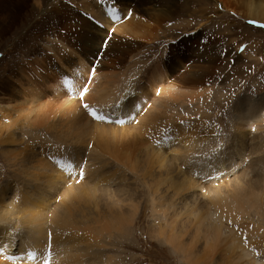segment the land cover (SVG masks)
I'll list each match as a JSON object with an SVG mask.
<instances>
[{"label":"rangeland","instance_id":"obj_1","mask_svg":"<svg viewBox=\"0 0 264 264\" xmlns=\"http://www.w3.org/2000/svg\"><path fill=\"white\" fill-rule=\"evenodd\" d=\"M57 1L44 0L38 8L33 3L34 0H31L24 12V23L10 34L0 36V138L4 140L0 143V193L4 188L7 189V195L2 202L0 201V214L4 215L0 225L4 224V221L11 220V234L17 232L14 228L19 207L16 200L9 195L19 191L16 184L35 193L41 185V179L36 175L34 165L47 161L53 169L51 161L54 160V155L50 159L46 151L50 150L54 143L46 141L50 129L46 131L44 126H55L53 122L61 126L70 120L73 113L78 114L83 120L89 119L87 115L92 112L91 109H95L89 107L94 96L111 89L114 93H118L122 79L134 78L133 93L137 94L132 97L135 102L129 101L120 113V115L125 114V117L119 121L114 120L117 123L115 127H121L122 133L130 132L135 136L148 121V113L155 110V112H163L161 119L166 116H177L183 118L181 119L183 121H192L191 127L193 124L194 126L196 123L200 124L197 126L198 137L201 136L200 138L204 140L200 144L201 148L206 144L212 147L208 148L207 154H211L215 147L228 144L235 132L233 126L238 123H241V131L246 138L257 136L264 139V24L237 17L232 12H225L214 0H205L210 6L208 10L199 8V5H193L187 12L176 13L171 19L152 13L148 8L151 6L150 3L139 5L137 0H112L109 4L112 6L114 16H110L111 21L107 22L103 19L104 15L95 11L94 6L89 5L91 9H85L80 3L81 0H64V2L59 0L60 4L64 3L68 7L65 11L54 12ZM89 2L100 6L106 1L91 0ZM125 13H128L127 16ZM115 14H119V18H123L124 21L118 18L115 20ZM138 15H140L139 18ZM128 16L131 19L137 17L131 25L134 30L143 31L145 40L139 39V42L137 38L116 32L115 27L122 25L121 22L126 23L125 25L130 22L131 19ZM113 24L116 25L114 29H112ZM43 25L47 28L42 30ZM125 25L123 28L126 27ZM49 28L51 30H48ZM201 54L207 58V62L212 63L213 70L215 68L208 88L203 90L202 94H196L192 100L186 95L181 99L166 97L167 93H162L163 89L174 85L185 88L183 85L185 80L194 77L200 71L198 66L200 64L196 63V60ZM90 67L95 69V73L93 77L91 75L90 82L88 77L85 85L87 95L82 96L84 106H88L86 108L88 114H86L84 109L79 107L76 98L65 99V96L52 94L51 91L61 84L58 73H64V75H68L67 72L80 73L84 76ZM155 67L159 69L158 72L162 76L154 80L152 75ZM129 75L132 78L128 77ZM28 80L32 81L38 90L32 89L27 83ZM192 81H199V79ZM194 87L191 89H195ZM191 89L189 92L193 91ZM38 93H41L40 98ZM38 98L45 103L40 107L44 113L34 111ZM239 99L242 101L250 99L249 101L254 105L253 107L246 105L247 110L244 112L251 118L245 121H240L237 116ZM28 112L38 113V116L30 114L28 119L24 120ZM105 113L107 118L115 115L111 109L109 113L108 111ZM38 118L41 119L36 121ZM12 122L16 127L23 126L22 129L13 132L15 142L7 137L8 131L3 126L5 123ZM26 123L30 125L40 123L44 128L39 126L26 128L27 125H23ZM104 123L107 127V123ZM204 126L209 130H206ZM203 128L207 134L204 133ZM172 130L176 131L174 133L177 137L180 136L177 133L180 132L179 126L173 127ZM22 133L25 135L22 136ZM31 133L38 137L37 141ZM85 138L86 141H90L87 149L95 147L100 151L99 156L103 162L98 165H105L103 167L105 171L114 169L121 171L123 169L121 165H127L125 157L131 158L136 153V141L131 136H125L121 141L122 147L116 153L115 159L111 158L112 154L104 152L96 142L93 143L89 135ZM181 141L180 139L179 143ZM177 142L178 140L173 143V147L178 146L175 145ZM26 145L32 148L28 147V151L24 152L23 148ZM40 145L42 147H39ZM198 148L200 146H196L195 150ZM201 148L198 149L199 152H202ZM4 150H8L9 153L5 155ZM42 151L43 153H40ZM263 153L264 147L261 148V154ZM253 156L250 157L253 158ZM60 163V167L54 166L53 169L54 176L58 179L55 182V189L48 191L49 208L63 201L60 195L65 188L70 187V184L81 185L86 181V168L85 170L82 168L83 164L75 171L78 163L73 169L75 176L71 174L72 178L67 173L68 180L64 181V167L68 164L61 161ZM126 176L129 178L128 182L134 184L132 187L136 188V184L139 183L135 176L129 171H126ZM69 178L73 182L69 181ZM135 192L139 209L131 231L123 239L115 236L98 237L99 244L88 249L90 251L96 249L99 252V258H96L93 264H188L182 253L172 249L162 238L153 236L156 232H152V228L158 225V221H155L151 214V203L145 201V187L139 186ZM199 192L200 189L189 191L194 194ZM10 208L13 210L10 211ZM45 210L48 212L47 208ZM81 233L84 237L88 235L79 231V234ZM0 241L4 242V239L0 237ZM2 242H0V261L3 260V254H6L7 259L25 254L23 252L25 243L24 245L15 239L13 247L9 250L8 245L4 246L6 243ZM43 250L40 254L43 255L45 252L46 257L49 247H44ZM40 254H34L32 261L28 260L30 264H44L45 260ZM213 256L210 264H219L220 255ZM28 257L30 256L26 258ZM107 259L110 260L107 261ZM64 264L90 263L81 262V260L79 263L78 258L74 260L68 258Z\"/></svg>","mask_w":264,"mask_h":264},{"label":"bare ground","instance_id":"obj_2","mask_svg":"<svg viewBox=\"0 0 264 264\" xmlns=\"http://www.w3.org/2000/svg\"><path fill=\"white\" fill-rule=\"evenodd\" d=\"M30 1L0 0V36L10 34L16 27L24 23V12ZM43 1L34 0L33 3L37 7H41ZM89 1L91 0H81L80 3L84 5L85 9H91L89 5L94 6L95 11L104 15L103 19L106 22L111 21L109 17L114 16V12L109 3L112 0H103L106 2L100 6L94 5V3L90 4ZM214 1L216 4L218 2L222 7L220 8L225 12H232L237 17L264 24V0ZM137 3L139 5L150 3L151 6L148 8L152 13L169 19L176 13L187 12L193 5H199V8L203 10L210 8L207 5L209 3L205 0H137ZM137 3L135 2L136 6H138ZM59 4L58 0L53 9L54 12L65 11L68 7L64 3H61L59 7ZM114 4L117 3L114 2ZM122 10L124 11V9ZM119 16V14H115V20L123 19ZM139 17L140 15H138ZM136 18H130L127 25L118 22L122 24L118 25V28L113 24L112 29L115 27L116 32L122 35L141 39V41L145 40L143 31L134 30L131 25V22ZM101 21L99 22L101 23ZM123 25L126 27L123 28ZM46 28V25L42 26V30ZM91 42L93 43L92 40ZM206 59L202 54L198 56L196 63L200 64L198 65L200 71L194 77L185 80V84H183L185 88L176 85L167 86L166 89H161L162 93H167L169 96H165L173 99H181L186 95L191 100L196 94H202L203 90L208 88L215 72V68L213 70L211 67L212 63L207 62ZM211 60H213L212 56ZM154 70L152 77L155 80L162 74L156 67ZM67 73L68 75L57 74L61 84L51 93L65 96V99L76 98L79 107L88 114L81 92L84 93V97L87 95L85 85L88 77H90L88 82L91 81L95 69L90 67L84 76H81L80 73ZM196 79L199 81H192ZM190 81L191 84H189ZM27 83L31 85L32 89H37L32 81L28 80ZM134 86V78L131 80L125 78L122 79L118 93H114L111 89L94 96L89 107L95 108L91 111H94L96 116L93 118L91 112L87 115L93 122L89 119L83 120L78 114L73 113L70 120L61 126L55 122H53L55 126H44L46 131L50 129L46 141L54 143L53 147L46 151L50 159L54 155V160L51 161L53 169L54 166L60 167V161L67 163L68 166L64 167L63 175L64 181H67V173L70 177H72L71 174L75 176L74 165L78 163L76 171L83 164L82 168L84 170L86 168V181L81 185L70 184V187L65 188L60 195L63 201L49 208L47 204L48 191L55 189V182L58 178L54 176V170L47 161L34 165L35 173L41 179V185L37 192L31 193L26 187L16 184L19 191L15 187L18 192L9 195L13 200H16L19 207L16 212V227L14 228V231L17 232L11 234V220H3L4 224L0 225V237L6 243L4 246L8 245V249L11 250L15 239L22 244L25 243L24 257L7 259L5 258L6 254H3L0 264H30L31 258H34L32 256L39 255L44 247H49L46 257L45 252L43 255L40 254L46 264H64L68 258L73 260L78 258L79 263L80 260L90 264L95 263L94 260L99 258V252L96 249L92 251L88 249L99 244L98 237L115 236L123 239L131 231L138 215L139 201L135 190L139 186L145 187V201L151 203V214L155 221H158V225L152 228V232H156V235L153 236L162 238L172 249L182 253L188 264H210L215 254L220 255L219 264H264V153L261 154L264 139L257 138V136L246 138L241 131V123H238L233 126L235 132L232 140L224 146L213 148V152L207 154L206 151L210 146L206 144L201 148L200 144L204 140L200 138L201 136L198 137L197 126L200 124L196 123L191 127L192 121L186 122L177 116H166L161 119L163 112H155V110L148 113V121L135 136L127 131V133H122L121 127H115L117 124L115 121L125 117V114L120 115V113L129 101H134L132 97L137 95L133 93ZM193 86L195 89H191ZM175 87L180 90L178 91ZM190 89L193 90L192 93L189 92ZM38 94L40 98L41 93ZM39 98L34 111L44 113L40 107L45 103ZM249 100L243 99V101L237 102L239 106L237 116L240 121L251 118L244 112L247 110L246 105L254 106ZM110 109L116 116L107 118L105 112L109 113ZM30 114L38 116V113L28 112L24 120H27ZM98 117H103V119ZM40 119L38 118L36 121ZM102 121L106 122L108 126L106 127ZM198 121L200 120L198 119ZM201 122L204 125L203 121ZM23 125H27L26 128H29L28 126L43 127L40 123ZM3 126L8 131L7 137L13 142L16 140L13 137V132L23 127H16L14 122L5 123ZM178 126L180 128V132H177L179 137L175 135L176 131L172 130L173 127L178 128ZM24 135L25 133H22V136ZM31 135L35 140L38 138L32 133ZM87 135L104 152L112 154L111 158L114 159L116 153L121 150V141L125 136H131L136 141V153L131 158L125 157L126 166L114 162L121 165L123 168L121 171H117V169L105 171L103 168L105 165H98L103 162L99 156L101 155L100 151L95 147L87 149L90 142L86 141ZM180 139L182 141L179 143ZM177 140L175 145L178 146L173 147V143ZM1 141L4 140L0 138V143ZM196 146H200L202 152L198 151L200 148L195 150ZM28 147L32 148L26 145L23 151L27 152ZM3 153L7 155L9 152L4 150ZM248 157H250L249 160H247ZM126 171L135 176L139 183L136 184V188L132 187L134 184L128 182ZM69 181H71L70 178ZM192 189H200V192L189 193ZM0 195L2 202L7 195V189L4 188ZM36 198L37 200H35ZM46 208L48 212H46ZM12 210L10 208V211ZM1 218H4V215L0 214V220ZM79 231L88 233V235L84 237L82 233L79 234ZM82 245L86 248H83ZM27 256L30 257L27 259ZM43 259L41 260L43 261Z\"/></svg>","mask_w":264,"mask_h":264},{"label":"snow or ice","instance_id":"obj_3","mask_svg":"<svg viewBox=\"0 0 264 264\" xmlns=\"http://www.w3.org/2000/svg\"><path fill=\"white\" fill-rule=\"evenodd\" d=\"M83 94H84V93L81 92V96H83ZM84 107L87 108L88 106L85 105ZM91 115H92L93 117H95V116H96V113H95L94 111H92V112H91ZM98 118H99V119H103V117H98Z\"/></svg>","mask_w":264,"mask_h":264}]
</instances>
